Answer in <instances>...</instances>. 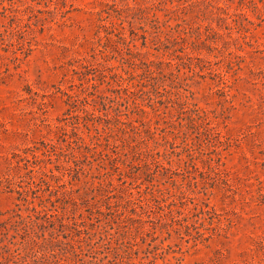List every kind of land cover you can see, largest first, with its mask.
Here are the masks:
<instances>
[{
    "label": "rangeland",
    "instance_id": "obj_1",
    "mask_svg": "<svg viewBox=\"0 0 264 264\" xmlns=\"http://www.w3.org/2000/svg\"><path fill=\"white\" fill-rule=\"evenodd\" d=\"M65 5L0 0V264H48L16 190L49 264H264V0Z\"/></svg>",
    "mask_w": 264,
    "mask_h": 264
},
{
    "label": "trees",
    "instance_id": "obj_2",
    "mask_svg": "<svg viewBox=\"0 0 264 264\" xmlns=\"http://www.w3.org/2000/svg\"><path fill=\"white\" fill-rule=\"evenodd\" d=\"M11 3V0H9ZM51 1V0H49ZM59 2H61L62 7L65 8V4L67 3V0H57ZM10 7H6L4 6V16L7 17L8 15L5 13L6 11L12 9L13 4H10ZM44 12L46 14H48L49 16L53 17L55 16L58 12H60V8L58 5H55L54 7H47L46 10H44ZM21 13V9L17 8L15 9V14L8 16L11 18H15V19H20L19 15ZM66 13V12H64ZM155 29L157 31H155V35L152 39H156V34H162V31H159V27H155ZM146 34V33H145ZM143 35V40H144V45L147 44V34ZM184 39V38H183ZM182 39V40H183ZM157 40H159V38H157ZM166 48V47H165ZM153 61H151L150 63H152ZM146 66L148 67L149 65L146 64ZM123 78V76H121ZM16 192L18 193V202L15 205V209H13V216L12 218L14 220H12V218H9L7 220H5L4 222L1 223V225H11L12 223L15 224L16 226H20L21 230L27 232L30 230H33V233L36 231V229L39 230V232H36L35 237L39 238L42 240L43 245H44V252L42 254H40L39 257L43 258L44 261H46L49 264V260L51 257L56 256L55 250H54V242H56L57 238L53 237L56 233V229L61 228L62 231L65 230H78L79 227H81L80 223L76 220V219H71L68 220V217H62L59 211V207L56 206V203L59 202V197H57L56 200L51 201V207H48L44 202H42L39 207H36L35 205H33L32 207H30V204H33L32 201H30L29 199V195H28V191L25 190H16ZM96 199H103V198H98V196L94 195L93 196ZM111 198V196H109ZM65 199V198H64ZM62 203V200H61ZM65 203H62L60 208L63 210H65L67 207L65 206ZM22 206H26L25 211L24 209H22ZM108 209H109V205H108ZM52 219V220H51ZM67 220V221H66ZM58 226V227H57ZM50 238H46L45 236H42V234H39L40 232H44L46 230H50ZM37 241L35 240V238H33L32 243H36ZM65 244L66 246H69L72 250H74V246L68 241ZM66 253V248L63 249ZM75 252V250H74ZM38 257V259H39ZM65 258V257H63ZM54 264H64L61 262H55Z\"/></svg>",
    "mask_w": 264,
    "mask_h": 264
}]
</instances>
